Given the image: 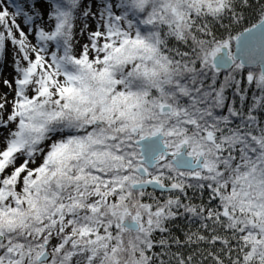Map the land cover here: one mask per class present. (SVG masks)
<instances>
[{"label":"snow or ice","instance_id":"obj_1","mask_svg":"<svg viewBox=\"0 0 264 264\" xmlns=\"http://www.w3.org/2000/svg\"><path fill=\"white\" fill-rule=\"evenodd\" d=\"M0 264H264V0H0Z\"/></svg>","mask_w":264,"mask_h":264},{"label":"trees","instance_id":"obj_2","mask_svg":"<svg viewBox=\"0 0 264 264\" xmlns=\"http://www.w3.org/2000/svg\"><path fill=\"white\" fill-rule=\"evenodd\" d=\"M17 2H21V0H17Z\"/></svg>","mask_w":264,"mask_h":264}]
</instances>
